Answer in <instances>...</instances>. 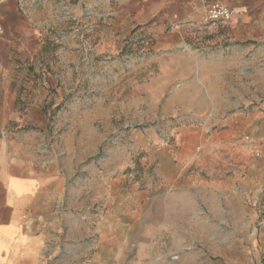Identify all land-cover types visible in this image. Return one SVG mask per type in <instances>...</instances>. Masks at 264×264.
<instances>
[{
	"label": "rangeland",
	"instance_id": "rangeland-1",
	"mask_svg": "<svg viewBox=\"0 0 264 264\" xmlns=\"http://www.w3.org/2000/svg\"><path fill=\"white\" fill-rule=\"evenodd\" d=\"M18 1L22 5L19 13H30V31H34L35 40L30 43L32 59H16L8 64L17 76L13 86L19 90L48 89L44 114L53 121L50 127L32 128L30 132L40 130L45 142L50 136V142L65 136L72 150L81 143L84 161L100 157L108 147L126 148L133 164L124 173L114 175L111 180L115 188L107 192L104 186L92 204L87 202L80 209L65 212H77L82 217V236L75 240L67 237L65 249L51 255L49 264H264V228L259 227L264 219V29L260 27L264 15H255L257 22L249 32L248 25L242 26V42L235 43L231 38L229 27L233 21L222 24L228 39L221 44L225 56L240 58L242 63L229 64L227 79L217 81L228 97L217 102L221 119L234 117L238 123L236 135L217 151L225 161V198L233 204L231 210L236 216H245L244 224L204 221L207 209L187 198L180 187L184 178L207 180L210 176L190 164L175 184L163 188L172 189L170 194L176 197L172 222L152 219L144 225L139 217L143 208L138 206L144 200L138 201L133 195L146 189L152 175L136 164L145 151L144 146L134 144L135 136L145 137L149 132L154 136L150 144L167 150L182 146L156 124L130 122L135 111L124 112L125 105L139 98L134 92L158 72L151 60L158 51L154 49L157 40L146 32L158 25L159 17L152 14L146 22L135 24L148 1L154 0ZM245 2L264 10V0ZM208 4L205 0L206 8ZM247 32L252 34L248 39ZM217 46L193 41L181 45L180 52L186 59L190 52L210 56L222 52ZM182 66L189 71L192 64ZM173 87L206 94L209 81L197 84L194 80H175ZM165 98L166 94L159 104ZM188 126L197 131L190 150L200 153L204 146L198 132L208 133L210 127L198 117ZM256 168L263 175L255 176ZM183 203L187 205L186 213L180 207ZM210 232H224L228 238L212 245V240L205 239Z\"/></svg>",
	"mask_w": 264,
	"mask_h": 264
},
{
	"label": "crops",
	"instance_id": "crops-1",
	"mask_svg": "<svg viewBox=\"0 0 264 264\" xmlns=\"http://www.w3.org/2000/svg\"><path fill=\"white\" fill-rule=\"evenodd\" d=\"M206 1H218L234 10L235 17L229 28L235 43L243 41L242 26L248 25L249 32L257 22L255 15H264V10L248 6L245 0ZM204 4L205 0L148 1L146 11L135 23L146 22L152 14L159 17L158 25L146 32L157 40L154 49L158 51L151 60L157 64L158 72L134 92L139 98L125 105L124 112L135 111L130 122L156 124L174 137L175 144L182 145L167 150L152 146L150 141H154V136L149 132L145 137L135 136L134 144L144 146L145 151L136 164L152 175L146 181V189L133 195L138 201L144 200L142 205L138 202L143 208L139 217L144 225L152 219L172 222L176 197L170 194L172 189L163 188L175 184L190 164L204 169L210 176L207 180L197 176L184 178L180 187L187 198L199 201L207 209L204 221L245 222V216H236L231 210L233 204L225 198L222 185L225 161L217 151L238 129L234 117L221 119L217 102L228 97L217 81L226 80L228 65L240 64L242 59L225 56V47L221 45L228 40L224 26L206 21ZM21 6L18 0H0V24L4 29L0 40V264H49L51 255L65 249L67 237L75 240L82 236V217L77 212L68 215L65 212L80 209L87 202L92 204L104 186L107 192L115 188L116 183L111 179L133 164L126 148L108 147L100 157L84 161L81 143L72 150L65 136L53 142L50 136L45 142L40 130L30 132L32 128L50 127L53 121L44 114L48 89L19 90L13 86L17 76L8 64L16 59L19 62L32 59L30 43L35 40L34 31H30V13L21 15ZM249 17L250 21L245 22ZM239 20L244 23L237 25ZM260 27L264 29L263 24ZM248 32L247 39L252 35ZM193 41L218 44L222 52L203 57L190 52L186 59L180 52L181 45ZM185 63L192 64L189 71L182 66ZM175 80H194L197 84L209 81V87L206 94L191 92L188 88L175 89ZM164 94L166 98L160 105ZM196 117L210 127L208 133L198 132L204 146L200 153L190 150L197 131L188 125ZM214 126L217 128L211 130ZM254 173L257 177L263 175L258 168ZM235 175L233 172L232 176ZM149 194L150 198L145 199ZM180 207L186 213L187 205L183 203ZM227 238L224 232H210L205 236L213 241L212 245L217 244L216 240Z\"/></svg>",
	"mask_w": 264,
	"mask_h": 264
},
{
	"label": "built area",
	"instance_id": "built-area-1",
	"mask_svg": "<svg viewBox=\"0 0 264 264\" xmlns=\"http://www.w3.org/2000/svg\"><path fill=\"white\" fill-rule=\"evenodd\" d=\"M205 17L206 21L214 24V23H221L226 24L231 22L235 17V12L232 8L218 2L212 1L208 4L205 10ZM4 34V29L0 24V40ZM254 155L257 157L259 156V152H255ZM261 209L264 212V204L261 206ZM260 228H264V219H262L259 223Z\"/></svg>",
	"mask_w": 264,
	"mask_h": 264
}]
</instances>
